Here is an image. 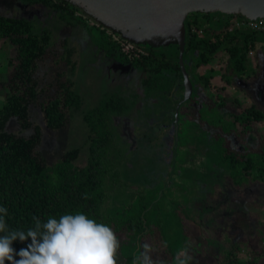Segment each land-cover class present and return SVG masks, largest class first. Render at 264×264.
<instances>
[{
	"label": "trees",
	"instance_id": "trees-1",
	"mask_svg": "<svg viewBox=\"0 0 264 264\" xmlns=\"http://www.w3.org/2000/svg\"><path fill=\"white\" fill-rule=\"evenodd\" d=\"M18 1L31 8L46 10L48 16H54L56 23L64 28L84 27L88 20L63 0ZM231 19L245 21L240 15L218 12L192 14L185 18L183 63L192 93L179 105L178 111L183 108V119L189 121L188 130L195 134V140H200V143L206 141L205 154L208 156V150L215 154L216 163L225 176L239 184L242 181L264 184V130L252 131L249 128L252 124L264 123V106L223 111L225 101L223 103L221 97L216 98L207 87L205 74L214 66L222 73L225 83L235 87L236 81L252 71L250 54L264 48V30L234 27ZM94 26L96 35L92 41L96 51L113 54L120 63L140 71L142 76L137 88L143 94L135 92L130 107L123 97L105 95L84 116L88 129L86 164L81 167L72 164L78 154L76 149H72L61 154L49 166L39 152V126L32 124L28 110L37 106L43 116L44 128L48 130L67 125L69 112L81 103L72 79L77 68V59L72 57L74 47L64 37L57 38L53 31L32 20L0 12V40L13 49V55L7 60L9 71L2 83L0 205L8 209L6 220L11 228L31 226L33 216L46 219L49 215L58 217L66 212H83L111 227L118 240V248L122 245L125 251L128 247H133V253L136 250L135 263L132 258L127 262L125 251L122 261L145 264L149 262L147 253L151 251L142 250L141 241L159 225L153 223L150 216L152 201H142L141 197L129 200L127 192L115 190L118 173L110 160L114 138L110 121L112 116L137 110L147 95L157 93L179 92L180 98L174 102L175 111L183 91L178 49L176 44L158 50L131 46L123 52L121 45L126 43L110 31ZM11 121H15L20 129L31 130V133L26 136L10 133L7 127ZM171 125L174 126L173 121ZM176 132L177 129L174 138ZM251 170H254L253 174ZM109 202L113 208L107 206ZM26 243L17 241L13 247L19 250ZM208 251H202L196 259H202ZM117 257L120 258L119 254ZM208 262L261 264L256 257L246 262L237 260L230 251L212 255Z\"/></svg>",
	"mask_w": 264,
	"mask_h": 264
},
{
	"label": "rangeland",
	"instance_id": "rangeland-1",
	"mask_svg": "<svg viewBox=\"0 0 264 264\" xmlns=\"http://www.w3.org/2000/svg\"><path fill=\"white\" fill-rule=\"evenodd\" d=\"M0 12L32 20L53 31L57 38L64 37L74 47L72 57L77 59V68L72 79L81 100L79 107L69 112L67 125L57 130L44 128L37 106L29 108L28 116L33 125L39 126V152L47 165L52 166L61 154L76 149L78 154L72 164L84 166L88 152L86 112L109 94L125 98L130 107L134 93L143 94L137 88L142 73L120 63L113 54L96 51L92 41L96 35L95 24L89 20L84 27L64 28L56 23L54 16H48L46 10L31 8L18 0H0ZM121 49L124 52L126 44L121 45ZM12 55V47L0 40V107L4 102L2 83L9 71L7 60ZM256 71L258 69L253 67V72L244 76V82L235 83L240 87L260 84L262 80L253 78ZM221 74L214 66L205 75L209 91L225 100L223 111L232 108L239 111L254 103L247 94L226 84ZM178 96L177 91L147 95L137 110L112 116L110 121L114 136L110 160L118 173L115 190L127 192L129 200L141 197L142 201H152L150 216L153 223L159 225L141 241V249L151 251L147 253L149 262L145 264H180L182 260L191 264L205 250L217 252V255L230 251L243 262L256 257L264 264V237L261 236L264 231V184L251 181L239 184L225 176L216 163L215 154L210 150L208 156L205 154L206 141L195 140V134L188 130L189 121L183 119V108L178 111L174 138L175 127L171 121ZM256 128L264 130V123H256L250 130ZM7 131L24 136L31 133L29 129H20L15 121L8 124ZM107 206L113 208L111 202ZM135 243L138 247L139 241ZM121 246L116 251V264H126L122 261L125 250ZM135 252L133 247H128L125 251L127 262L132 258L135 263ZM180 256L183 258H177ZM202 259V264H209L207 254Z\"/></svg>",
	"mask_w": 264,
	"mask_h": 264
},
{
	"label": "water",
	"instance_id": "water-1",
	"mask_svg": "<svg viewBox=\"0 0 264 264\" xmlns=\"http://www.w3.org/2000/svg\"><path fill=\"white\" fill-rule=\"evenodd\" d=\"M84 18L110 31L124 43L158 50L177 45V61L182 76V98L175 106L177 127L179 105L192 93L183 63L185 18L192 14L240 15L247 21L264 20V0H63Z\"/></svg>",
	"mask_w": 264,
	"mask_h": 264
},
{
	"label": "clouds",
	"instance_id": "clouds-1",
	"mask_svg": "<svg viewBox=\"0 0 264 264\" xmlns=\"http://www.w3.org/2000/svg\"><path fill=\"white\" fill-rule=\"evenodd\" d=\"M7 216L0 205V264H116L119 243L111 227L83 212L33 216L27 228L9 227ZM17 241L26 246L14 249Z\"/></svg>",
	"mask_w": 264,
	"mask_h": 264
},
{
	"label": "flooded vegetation",
	"instance_id": "flooded-vegetation-1",
	"mask_svg": "<svg viewBox=\"0 0 264 264\" xmlns=\"http://www.w3.org/2000/svg\"><path fill=\"white\" fill-rule=\"evenodd\" d=\"M250 60H251V63H254L253 67H256L258 69V72L256 71L254 73L253 78H259L258 80L260 82L262 80V82L257 85L255 84L250 85L249 87L248 86L240 87L239 85L240 82H244V79H245L244 77H242V80L236 81V82H239V84L235 83L236 86L235 87L232 86V87L236 88L239 91H242L244 95L247 94L248 98L254 102V103L251 102L250 106H256L257 108H260V106H264V48L261 51L260 50L253 51L250 54ZM253 67H252V72H253ZM221 99L224 103L225 100L222 97ZM242 108H247V107H242ZM242 108L239 111H241ZM254 125L255 124H252L250 125V127H254ZM253 131H257V128Z\"/></svg>",
	"mask_w": 264,
	"mask_h": 264
},
{
	"label": "built area",
	"instance_id": "built-area-1",
	"mask_svg": "<svg viewBox=\"0 0 264 264\" xmlns=\"http://www.w3.org/2000/svg\"><path fill=\"white\" fill-rule=\"evenodd\" d=\"M231 24H233L234 27H238V28H244V29H249V30H264V20L263 19H256L255 21L232 20ZM130 47L131 45L126 43L125 51H127Z\"/></svg>",
	"mask_w": 264,
	"mask_h": 264
},
{
	"label": "crops",
	"instance_id": "crops-1",
	"mask_svg": "<svg viewBox=\"0 0 264 264\" xmlns=\"http://www.w3.org/2000/svg\"><path fill=\"white\" fill-rule=\"evenodd\" d=\"M261 236L262 237H264V231L263 232H261ZM187 254V253H186ZM206 254H207V252H206ZM210 254V255H209ZM208 259L210 258V257H212V255H217V252H209L208 251ZM208 261V260H207ZM203 263V259H194L193 260V263H191V264H202ZM181 264H190V262L189 261H187V260H182V262H181Z\"/></svg>",
	"mask_w": 264,
	"mask_h": 264
}]
</instances>
